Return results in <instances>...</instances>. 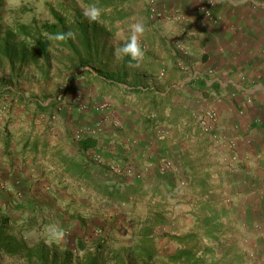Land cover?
Masks as SVG:
<instances>
[{"label": "crops", "instance_id": "1", "mask_svg": "<svg viewBox=\"0 0 264 264\" xmlns=\"http://www.w3.org/2000/svg\"><path fill=\"white\" fill-rule=\"evenodd\" d=\"M136 2L120 19L126 42L132 24L145 25L138 67L125 56L113 69L102 56L97 71L87 67L91 75L68 83L58 110H0V219L28 240L43 226L48 234L84 231V216L107 201L96 188L124 183L133 187L130 200L155 207L168 197L226 227L228 263L264 264V0H157L166 14L160 20L146 0ZM99 102L105 106L96 109ZM205 109L214 114L210 132L197 121ZM91 127L96 146L78 152L75 130ZM60 155H98L100 165L84 180L64 172ZM162 160L171 167L160 170ZM114 162L144 179L109 174Z\"/></svg>", "mask_w": 264, "mask_h": 264}, {"label": "rangeland", "instance_id": "2", "mask_svg": "<svg viewBox=\"0 0 264 264\" xmlns=\"http://www.w3.org/2000/svg\"><path fill=\"white\" fill-rule=\"evenodd\" d=\"M2 2L4 4L1 12L3 22L6 24L11 21L28 22L32 17L37 21H53L49 9L60 10L59 4L63 1L2 0ZM68 2L78 5L83 11L87 8L83 5L82 0H68ZM138 5L139 3L137 4L136 0H127L119 10L122 14H128L129 16L138 8ZM146 5L148 11V0H146ZM113 17L114 22L112 25H105L104 27L100 26V24L97 25L93 35L98 43V50L101 52V56L110 57L109 62L112 68L114 64H118L119 62L114 55L116 48L126 43V41H123L122 36L124 19H120L116 15H113ZM73 40L76 44H79L75 37H73ZM66 55H69L68 51L51 46L48 54V69H46L42 60H39L38 63L26 64H11L8 61L0 62V110H13L15 107L24 110H35V102L38 101L44 105L53 99L60 100L57 105L59 109L62 105V99L67 95L69 86V84L65 86L67 76L77 71L75 67L73 69L67 68L68 63L61 59L62 56ZM88 68L92 69L90 66ZM105 68L107 69L108 67ZM21 100L26 101L27 104L23 105ZM97 106H105V103L99 102L94 105L95 108ZM110 164L115 165L119 170H112L108 165L109 174L120 175L124 179L123 181L125 179L131 181L133 179L142 182L144 179L143 172L138 171L136 168L134 169L130 164L118 165L115 162ZM125 169H131L132 172H127ZM110 185L112 188L114 187L113 184H105L106 187H110ZM124 185V183H121V187H119L122 188ZM89 195L87 198L90 202L94 201L93 203L100 204L97 203L101 200L98 196ZM187 197L189 198L188 201H190L193 196L187 195ZM162 198L161 194L159 199L162 200ZM166 199L164 201L167 203L164 205L161 203V205L155 207L148 205L147 201L141 202L138 200L135 202L132 199L126 203H117L122 205H114L110 204L109 201H104V208H101L99 211V208L95 207L89 216H84L89 222L87 226L84 224V231H82V227L78 229L76 225L71 232L68 228L57 230L55 233L49 231L48 234L45 231V226H43V228L31 230L29 241L34 242L43 239L46 244L56 246H63L62 244L66 242L65 244L74 250L75 236H78L86 243L87 250L92 251L95 248L96 241L100 239L103 243L104 252L110 253L111 250L122 248L119 259L123 260L125 264H138V260L130 254V248L137 242L141 230L149 227L154 238L153 248L159 256L172 253L178 248L179 244L171 239L170 236L193 233L196 235V239L193 241L196 251L203 252L206 248L209 249L205 254L206 262L212 264H230V262H227L226 256L223 255V252L227 250L223 242L227 228L219 225L220 223H217V221L213 223L214 220H209L207 214L204 212L203 214L198 212L188 214V203L178 207L175 204L169 203ZM74 219L81 221L83 217L78 212ZM59 233H63V235L61 236ZM81 253V250L75 251V255L77 256ZM108 253L106 254V258L109 259ZM4 260L0 254V264H4ZM14 262L13 264H27L24 258Z\"/></svg>", "mask_w": 264, "mask_h": 264}, {"label": "trees", "instance_id": "3", "mask_svg": "<svg viewBox=\"0 0 264 264\" xmlns=\"http://www.w3.org/2000/svg\"><path fill=\"white\" fill-rule=\"evenodd\" d=\"M62 1L59 4L60 10L49 9L53 21H37L32 17L28 22L11 21L5 24L1 12L4 3L0 0V62L26 64L38 63L39 60H42L48 69L49 50L51 46H54L69 52V55L61 58L68 63V69L77 68L76 72L67 76L65 86L76 76L91 75L92 70L88 69V66L97 71L103 58L93 36L96 26L99 24L102 27L112 25L113 15L122 18L123 15L119 8L126 0H82L86 7L94 4L101 10V15L95 22L87 20L84 11L78 5L68 2V0ZM73 37L78 40L79 44L74 42ZM97 75H99L98 72H96ZM58 101L60 100H49L44 105L37 101L35 110H42V112L57 110ZM21 103L27 104L24 100H21ZM95 146L94 136L86 135L77 139L78 152L91 151ZM60 158L64 164V172L76 174L84 180H90L95 166L100 165L93 156H85L80 160H75L67 155H60ZM96 189L101 193V198L112 204L113 202H128L133 187L126 186L123 189L112 188L111 190L105 187ZM8 223L7 218L0 219L2 256L19 255L24 258L27 264H125L123 260L119 259L122 248L111 250L110 253L104 252L100 239L96 241L95 248L89 251L84 240L75 236V249L72 250L65 244L66 242L62 244L63 246L46 244L43 239L31 242L23 235L21 227H13ZM170 238L179 244L178 248L172 253L159 256L153 248L152 231L149 227H145L141 230L137 242L130 248V254L138 260V264H212L206 262L205 254L209 250L208 248L203 252L196 251L195 243H193L196 239L195 234L172 235ZM78 250L82 251L79 256L75 255V251ZM107 253L109 259L106 258Z\"/></svg>", "mask_w": 264, "mask_h": 264}, {"label": "clouds", "instance_id": "4", "mask_svg": "<svg viewBox=\"0 0 264 264\" xmlns=\"http://www.w3.org/2000/svg\"><path fill=\"white\" fill-rule=\"evenodd\" d=\"M18 6V5H17ZM101 15V10L96 5H90L84 9V16L90 21L95 22L99 19ZM131 35L128 38L127 42L122 46H118L114 52V55L117 60L122 61L125 56H128L130 59L128 60L129 67H138L140 62H142L144 58V51L140 45V38L143 36L145 32V25L142 22H137L130 26ZM69 35H72L69 33ZM63 39L64 37H60ZM136 63L133 64L132 62ZM59 235H63V233H59Z\"/></svg>", "mask_w": 264, "mask_h": 264}, {"label": "built area", "instance_id": "5", "mask_svg": "<svg viewBox=\"0 0 264 264\" xmlns=\"http://www.w3.org/2000/svg\"><path fill=\"white\" fill-rule=\"evenodd\" d=\"M204 9V8H203ZM148 11H149V16L151 18L160 20L162 18L165 17V12L164 10L159 7L157 5V0H148ZM203 13L205 15H209V11L204 9ZM102 107H96V109H101ZM214 114L211 110L205 109V110H201L198 114L197 117V121L198 124L200 126V128L204 131V132H210L212 130V122L211 119L213 118ZM97 128L93 127V128H88L85 131H83L82 129H76L74 132V138L75 139H79L80 137L84 136V135H94L97 132ZM231 145V143H230ZM96 162H100V158L98 156H93ZM171 167V162L170 160H162L159 164V169L162 171H165L167 169H169ZM109 168L112 170H116L118 171L119 168L115 165H109ZM125 171L127 172H132L131 169H125Z\"/></svg>", "mask_w": 264, "mask_h": 264}]
</instances>
